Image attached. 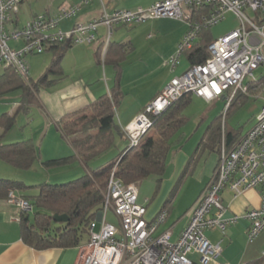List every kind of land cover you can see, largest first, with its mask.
<instances>
[{"label": "built area", "instance_id": "obj_1", "mask_svg": "<svg viewBox=\"0 0 264 264\" xmlns=\"http://www.w3.org/2000/svg\"><path fill=\"white\" fill-rule=\"evenodd\" d=\"M26 0H0V69L12 67L24 79L28 76L25 58L47 52L51 45H91L102 26L107 38L116 26L131 27L148 20L167 18L187 23L182 37L167 64L174 69L179 58L192 48L202 27L219 24L226 13H232L239 27L213 39L207 47L203 64L189 67L183 74L169 81L143 110L123 128L130 148H137L153 129L154 119L185 94H192L206 102L223 98L230 105L236 95L246 93L256 83L253 72L264 66V0H162L147 8L117 10L99 18L76 24L69 31H61L59 22L73 17L78 6L62 5L56 16L38 15L23 26L13 24L9 16ZM91 0H83L87 5ZM199 11V13H195ZM8 24V26H7ZM20 42V44H19ZM11 43V44H10ZM252 81L244 86V80ZM238 92V93H237ZM260 96L263 104L254 118V125L230 147L223 135L214 173L190 209V219L177 240L171 242V231L160 228L168 213L159 211L155 217L146 216V207L138 204V184H124L115 177V169L108 179L102 210L89 226L88 240L78 246L75 264H194L191 255L198 256V264H210L221 253L220 243L213 244L206 231L222 234L238 217L224 219L226 208L221 193L229 189L235 199L249 189L259 188L261 206L246 211L242 218L250 224L249 240L264 232V77ZM6 201L20 212L30 213V203L10 191ZM111 210L118 225L106 221ZM264 258V250L261 252Z\"/></svg>", "mask_w": 264, "mask_h": 264}, {"label": "trees", "instance_id": "obj_2", "mask_svg": "<svg viewBox=\"0 0 264 264\" xmlns=\"http://www.w3.org/2000/svg\"><path fill=\"white\" fill-rule=\"evenodd\" d=\"M195 13L198 14L199 11H195ZM117 27L126 26L114 28ZM97 38L93 44L97 42ZM109 38L106 36L108 48L102 61L105 65L119 68L121 62L126 58L127 45L110 42ZM198 38L199 41H195L192 48L186 51L190 67L203 64L207 59V47L213 41L210 28L202 27ZM69 47L72 45H51L45 52L53 53L50 65L36 81L29 79L26 58L25 63L28 67L26 79L12 67L0 69V95L11 91L20 93V102L16 112L13 115L8 112L3 113L0 117L3 135L13 126L18 113L27 114L30 107L40 108L38 92L42 88L52 86L64 77L61 62ZM101 50L102 46H99L95 52L98 60L101 58ZM119 79L120 72L116 70L114 85L110 93L100 96L86 109L64 115L57 122L59 133L69 142L73 151L72 156L40 161L44 168L50 170L70 166L78 160L87 169L86 174L61 183L42 182L37 187H26L17 181L0 179V199H6L10 191L22 192L25 189H36L35 194L28 195L23 192L18 194L19 197L30 203L31 212H33L32 218L30 217L31 212H21L20 214V234L26 245L36 250L63 249L78 247L84 236L88 240L89 226L96 214L102 210L103 196L113 169H115V177L126 185L138 184L151 175L159 177V181H161L160 178L166 168L171 138L184 123L183 111L185 106L191 102L193 95H183L154 119L153 129L157 137H145L137 148L127 147L106 164L91 168L90 162L98 159L114 146L117 131L114 112L122 99V94L119 91ZM261 83L256 82L249 87L248 92L236 95L233 105H242L251 98V93L254 92L253 90L258 91L261 88ZM222 130L221 118H217L208 126L195 151L193 163L201 157L203 152L218 154L223 135L227 147H230L243 135V132H235L226 128L224 129L225 134H223ZM36 160H38V152L32 139L26 138L11 144L0 142V161L7 166L27 170ZM167 207L165 205L163 210L168 213ZM54 215L66 216L68 221L56 223L53 221ZM262 259L246 264H261Z\"/></svg>", "mask_w": 264, "mask_h": 264}, {"label": "rangeland", "instance_id": "obj_3", "mask_svg": "<svg viewBox=\"0 0 264 264\" xmlns=\"http://www.w3.org/2000/svg\"><path fill=\"white\" fill-rule=\"evenodd\" d=\"M39 1L41 4L48 2V0ZM54 1L55 5L61 2V0ZM30 17V11H25V14L20 18V21L23 23L24 20L31 19ZM162 19L167 18L148 20L144 23L136 24L131 27H121L110 36L112 41H130L132 44L137 46V50L140 51H137V54H129L127 61L123 65L124 75L121 81L122 89L131 94L124 97V102H122L123 104L121 106L116 107L114 112L116 124L118 121L117 116L119 108L122 107V111L130 112V109H133L134 106V96H142L144 93H148L151 90L150 87L153 82H149V84L146 83L147 78H151L152 75L145 74V72H142L140 69L134 70L135 66L131 65H135V60L139 57L140 53L144 52L148 55L150 52L147 50L148 48H144L146 42H150V40L146 38L148 24ZM174 21L182 23L186 27V30L188 29L187 23L179 20ZM68 23H72V20H69ZM238 27L239 23L237 19L232 13L228 12L219 24L210 28V34L213 39H217ZM118 32L120 33L117 34ZM89 47L92 48L93 45H77L67 49L61 62L63 73L67 79L77 82H81L80 80L86 81L87 77H89V75L93 72L92 69H95V65H92L93 68L91 69L89 67H91L90 65L93 64V62L95 64V59L91 49H88ZM174 53L172 55H174ZM181 57L179 58V61H181L182 64H185L184 66L186 67L187 62ZM51 59L52 55L49 53L41 55H28L26 57V62L29 67V79L36 81L45 72V70H47ZM166 66L170 68L169 65L166 64ZM157 74H159V72ZM163 75L164 73L161 72L160 76L154 75L153 77L156 76V78H161ZM253 77L254 81L262 82L264 77V66L256 69L253 72ZM156 81L157 79H155L154 83ZM250 81H252V78L247 77L244 80V86H247ZM249 87L250 86L247 87V92L249 91ZM134 88L136 90H132ZM253 91L254 92L251 93V98L246 100L242 105L234 106L233 103L235 101L233 99L234 102L232 101L227 108L226 101L218 99L208 103L205 100L193 95L191 102L185 106L183 111L185 118L184 123L179 128L177 133L171 138L170 149L166 159V168L164 174L160 178L161 181H159V177L151 175L139 182L137 198L138 204L146 207L147 211L152 214L157 212L162 206L164 207L167 205L169 221L170 219L171 221L174 220L177 216H183L186 210L189 209L200 196L201 190H203V186L209 176V172H211L212 168L215 164H217L218 154L210 152H203L201 157L193 163L195 151L198 148L199 142L203 138L205 131L217 118H221L223 134H225V128L235 132H247L251 129L254 125V118L262 106V100L257 98L261 92V88H259L258 91ZM238 94L242 93L239 92ZM19 102L20 93L18 91H11L4 95H0V117L3 113L7 112L10 115H13L16 112ZM46 128V124H43L41 113L38 111L37 107H30L27 114L23 112L18 113L15 117L13 126L5 135H3L2 126L0 125V142L2 144L18 142L29 138V136H33L36 132H41V134H45L46 132L43 141H35L36 150L38 152V160H36L32 167L27 170H19L6 165L4 172H1L3 176L7 175L8 178H12L13 175H21L23 176L24 183H22V181L19 183H22L26 187H37L42 182H65L63 180H65L64 178H68V176L64 177V173L72 175L75 173V165L69 167L65 166L66 168H53L50 170H47L41 165L40 159L42 157L54 156L55 154H67L69 149L72 151L69 142L57 131L54 125H48V129L50 130H47ZM154 136H156V134L153 129L149 132L146 138ZM129 146L130 142L123 139L119 132H116L114 146L108 149L101 157L90 162V167L96 168L97 166L106 164L119 152ZM8 178L2 179L14 181L13 179ZM35 191L36 189L32 188L25 189L22 192L30 195L35 194ZM32 216L33 212L30 213L31 218ZM106 221L109 224L115 226L118 225V221L111 210H108L106 213ZM242 224L243 221L239 222V225L243 226ZM261 237H264V233L250 241L247 233H242V239L240 238L238 241L233 240V244L239 242L237 247L239 250L249 246L255 247V245H257V240ZM86 240L87 237L84 236L81 240V244L85 243ZM226 241H228V236H226L225 242ZM171 242H174V237L171 239ZM236 253H238V251H234L233 255ZM263 260L264 259H262V261Z\"/></svg>", "mask_w": 264, "mask_h": 264}, {"label": "crops", "instance_id": "obj_4", "mask_svg": "<svg viewBox=\"0 0 264 264\" xmlns=\"http://www.w3.org/2000/svg\"><path fill=\"white\" fill-rule=\"evenodd\" d=\"M158 1L162 0H91L89 4L84 5L83 0H61V2L55 5L54 0H48V2L44 4H41L39 0H26L21 3L13 13L10 14L9 18L13 24L21 27L30 20L26 19L23 23L20 21V18L25 14V11H30V18H33L37 15L56 16L58 13V9L62 5L78 6L79 10L73 17L63 19L59 22V29L65 32L71 30L76 24L90 22L99 18L104 13H112L116 10H134L139 7L147 8ZM69 20H72V23L69 24ZM119 28L121 27L114 28L112 35ZM187 31L188 29L186 30V27L182 23H178L177 21L169 19H162L148 24L146 38L150 40V42L147 41L144 48H148L147 50H149L150 52L148 55H146L144 52L140 53L139 57H137L135 60V65L131 66H135L134 70L140 69L142 70V72H145V74H151L152 77L154 75L160 76L161 72H163L164 75L161 78H156V76L153 78H147L146 84H149V82H153L152 86L150 87L151 90L148 93H144V95L142 96H134V106L133 109H130V112L122 111V107L118 109V121L116 124V130L119 133L121 132L120 136L123 139L126 140L123 134V128L127 126L143 110V108L164 88V86L169 81H171L175 77L180 76L190 67L186 52L181 55L182 57L180 56L181 58H184L186 60V67L184 66L185 64L181 63V61H179V64L174 69L166 66L168 58H170L176 51L178 43ZM119 33L120 32H118L117 34ZM106 36V29L102 26H99L97 42L96 44H93V50L90 47L88 48L93 52L95 59V64L93 62V64H91V67L89 68L91 69L95 65V69H92L93 72L89 75V77H87L86 81L80 80L81 82H77L69 80L63 73L64 77L56 84L42 88L38 92V100L40 104V108H38V111L41 113L43 124H46L47 130L51 129V127L50 129H48L49 124L54 125L57 129V122L64 115L86 109L100 96L106 93H110L114 85L116 70L120 72L119 91L122 94V99L117 107L123 104L122 102H124V97L131 94L122 89L121 81L124 75L123 65L127 61L129 54H137L140 51H138L137 46L132 44L130 41H112L109 38L110 42H118L127 45V54L125 60L121 62L119 68H113L111 65H105L102 61V58L105 57L108 48V41L106 40ZM198 41L199 38L196 39V42ZM99 46H102V50L101 58L98 60L95 52ZM49 54H51L53 57V53ZM158 72L159 74H157ZM155 79H157V81L154 83ZM132 90L136 89L134 88ZM257 98H260L262 100L260 94L259 96H257ZM219 100L225 101L223 98ZM244 133L245 132H243V134ZM45 135L46 132L45 134L36 132L35 134H33V136H29V138L33 140L35 145V141H43ZM72 154L73 151H70L69 149L67 154H55L54 156L42 157L40 161L69 157L72 156ZM73 165L76 166L75 173L73 175L64 173V177L68 176V178H64L65 180L63 181L74 180L86 174L87 169L80 161L76 160L70 166ZM216 165L217 164H215L211 172H209V176L205 185L203 186V190H201V193L204 191L205 187L210 181ZM4 168H6V164L0 161V177L2 176L0 179L8 178L7 175L3 176V174H1V172H4ZM8 179H13L17 182L22 181V183H24L23 176L21 175H13L12 178ZM16 194L20 195L22 194V192L16 191ZM220 197L222 204L226 208L224 219L238 217V220L233 225H229L223 234L218 230L205 232V236L211 243L217 244L221 241L220 246L222 251L220 255L210 264H246L248 262L260 260V252L264 250V237H261L257 240V245H255V247L249 246L245 247L246 249L244 248L242 250L237 249L239 242L233 244V240L238 241L240 238L242 239V233H247V229L250 223L246 219L242 218L246 211L251 209H258L261 206L259 188L249 189L235 199L232 197L229 189H225L221 193ZM193 204L191 205V207L193 206ZM191 207L186 210L183 216H177L172 221L171 219L169 221V217L167 216V220L165 224L160 228V231L170 230V240L174 237V241H176L181 231L187 226L189 222ZM163 208L164 207L162 206L154 214L148 212L146 208L147 218L151 219L155 217V215ZM20 214L21 212L15 206L8 204L6 199H0V264H75L78 254V247L36 250L26 245L22 241L20 234ZM241 221H243V226L239 225V222ZM226 236H228V241L225 242ZM234 251H238V253L233 255ZM191 258L194 264H198V256L196 254L191 255ZM263 263L264 260L261 264Z\"/></svg>", "mask_w": 264, "mask_h": 264}, {"label": "water", "instance_id": "obj_5", "mask_svg": "<svg viewBox=\"0 0 264 264\" xmlns=\"http://www.w3.org/2000/svg\"><path fill=\"white\" fill-rule=\"evenodd\" d=\"M53 221L56 222V223H62V222H67L68 221V218L66 216H58V215H54L53 216Z\"/></svg>", "mask_w": 264, "mask_h": 264}]
</instances>
